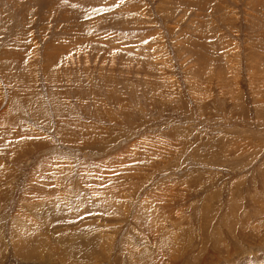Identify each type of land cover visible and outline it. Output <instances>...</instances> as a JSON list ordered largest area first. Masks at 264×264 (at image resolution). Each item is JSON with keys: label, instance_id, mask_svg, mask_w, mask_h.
Returning a JSON list of instances; mask_svg holds the SVG:
<instances>
[{"label": "rangeland", "instance_id": "374dc122", "mask_svg": "<svg viewBox=\"0 0 264 264\" xmlns=\"http://www.w3.org/2000/svg\"><path fill=\"white\" fill-rule=\"evenodd\" d=\"M83 3L0 0V264H264V0Z\"/></svg>", "mask_w": 264, "mask_h": 264}, {"label": "bare ground", "instance_id": "6f19581e", "mask_svg": "<svg viewBox=\"0 0 264 264\" xmlns=\"http://www.w3.org/2000/svg\"><path fill=\"white\" fill-rule=\"evenodd\" d=\"M73 1H74V0H73ZM76 1H78V0H76ZM82 1H84V3H83L84 5H85V2H86L87 5L90 4V6H91V5L93 6V4H94V2H95L96 0H82ZM55 2H56V1H55ZM68 2H69V1H68ZM80 2H81V1H80ZM56 4H57V3H56ZM60 4H61V3H60ZM67 4H68V3H67ZM207 4H208V3H207ZM210 4H211V3H210ZM62 5H63V4H62ZM62 5H61V6H62ZM211 5H212V4H211ZM78 6H79V5H78ZM88 6H89V5H88ZM205 6H206V4H205ZM69 7L78 8L77 5H76L75 3H73L72 1H70V3H69ZM84 9H85V8H84ZM86 10H87V9H86ZM95 10H96V9H95ZM101 10H102V9H101ZM103 11H104V10H103ZM71 12H72V11H71ZM81 12H82V11H81ZM86 12H87V11H86ZM72 13H73V12H72ZM76 13H77V12H76ZM80 14H81V13H80ZM78 15H79V14H78ZM119 15H120V14H119ZM116 21H118V17H117V14H114V16H113V18H112V22H116ZM84 26H85V25H84ZM85 27H87V26H85ZM81 28H82V27H81ZM90 30H91V29H90ZM86 31H88V30H86ZM82 37H83V36H82ZM123 47H124V46H123ZM117 49H118V48H117ZM117 49H116V50H117ZM119 49H120V48H119ZM119 49H118V50H119ZM259 180H260V179H259ZM73 231H74V230H73ZM74 234L76 235V234H77V231H74ZM79 234H80V233H79ZM79 236H80V235H79ZM92 239L94 240V239H96V237H94V238H92ZM72 241H73V240H72ZM90 241H91V240H90ZM90 241H89V242H90ZM85 242H86V241H85ZM87 242H88V241H87ZM87 242H86V243H87ZM89 242H88V243H89ZM74 244H75V243H74ZM78 244H79V243H78ZM79 245H80V244H79ZM80 246H82V245H80ZM73 249H74V248H73ZM83 250H84V249H83ZM65 252H66V251H65ZM74 255H75V253H74ZM78 255H79V254H78ZM66 257H67V256H66ZM79 257H80V256H79ZM79 257H78V258H79ZM74 258H75V257H74ZM78 258H77V259H78ZM76 262H77V261H76ZM82 262H83V261H82Z\"/></svg>", "mask_w": 264, "mask_h": 264}, {"label": "crops", "instance_id": "0c3cea01", "mask_svg": "<svg viewBox=\"0 0 264 264\" xmlns=\"http://www.w3.org/2000/svg\"><path fill=\"white\" fill-rule=\"evenodd\" d=\"M249 264H253V263L249 262Z\"/></svg>", "mask_w": 264, "mask_h": 264}]
</instances>
